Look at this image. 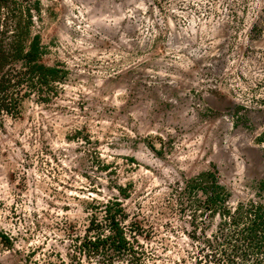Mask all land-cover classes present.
Returning <instances> with one entry per match:
<instances>
[{"label":"rangeland","instance_id":"rangeland-1","mask_svg":"<svg viewBox=\"0 0 264 264\" xmlns=\"http://www.w3.org/2000/svg\"><path fill=\"white\" fill-rule=\"evenodd\" d=\"M38 1L44 62L68 78L0 129V235L13 245L0 264L59 263L57 228L83 229L94 184L100 201L127 191L148 264L187 258L172 193L200 172L217 170L232 208L264 202V0Z\"/></svg>","mask_w":264,"mask_h":264},{"label":"trees","instance_id":"trees-1","mask_svg":"<svg viewBox=\"0 0 264 264\" xmlns=\"http://www.w3.org/2000/svg\"><path fill=\"white\" fill-rule=\"evenodd\" d=\"M42 17L38 0H0V129L6 117H20L27 102L52 104L68 78L66 69L44 62L48 48L38 27ZM98 165L106 171L104 163ZM97 187L87 188L91 201L84 209L83 229L68 219L57 228L64 232L66 258L56 251L50 256L57 264H148L152 253L141 241L148 233L131 221L123 203L129 199L127 191L117 188L123 198L100 201L93 198L100 195ZM172 195L173 210L187 223L184 234L192 247L177 264H264V202L232 208L216 169L178 184ZM0 244L13 248L11 239L2 235Z\"/></svg>","mask_w":264,"mask_h":264}]
</instances>
